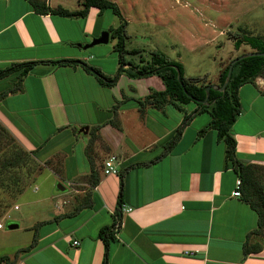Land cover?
<instances>
[{
  "label": "crops",
  "instance_id": "0c3cea01",
  "mask_svg": "<svg viewBox=\"0 0 264 264\" xmlns=\"http://www.w3.org/2000/svg\"><path fill=\"white\" fill-rule=\"evenodd\" d=\"M44 1L50 8L81 10L82 0ZM103 15L96 8H90L85 17L40 15L25 0H0V70L38 63L22 78L20 91L0 99V125L21 148L34 152L37 161L59 158L62 174L55 175L60 179L54 181L57 184L89 176V168L84 172L76 168L74 155L82 134L79 130L87 127L84 135L89 140L81 146V153L86 164L91 155L99 177L98 184L88 189L84 206L39 217L22 229L29 235L22 241L6 243L4 239L20 225L12 223L17 228L6 227V233L3 225L0 264H101L104 243L99 232L117 222L121 226L113 230L114 240L108 243L109 264H264V246L257 253L243 252L248 234L256 228L257 216L240 196H233L239 179L225 166L224 143L217 141L213 130L198 136L209 123V115L197 114L185 120L194 110L187 105L182 111L169 106L174 111L170 120L168 106L147 108L141 118L134 100L144 98L150 90L163 91L159 78L121 75L114 86L105 88L80 65L48 64L80 61L112 78L115 74L106 73L102 63H89L88 52L93 47H79L112 28H102ZM19 74L0 80V94L11 89ZM202 78L215 86L218 72L215 79H198ZM103 97L108 103L105 107ZM238 98L241 113L230 129L235 157L264 167V79L258 77L241 86ZM126 102L135 106L119 107ZM74 110L80 111V116L73 114ZM111 119L117 126L107 124ZM95 126H100V140H95L94 152L89 154L90 130ZM179 126L183 128L179 141L156 160ZM101 152L105 153L100 157L102 167L106 159L114 157L118 172L125 170L118 217V173L104 175L103 168L98 170L96 158ZM133 165L138 167L129 168ZM16 206L14 211L19 210ZM33 239L35 245L21 252ZM253 240L251 236L249 241ZM4 257L9 260H2Z\"/></svg>",
  "mask_w": 264,
  "mask_h": 264
},
{
  "label": "rangeland",
  "instance_id": "374dc122",
  "mask_svg": "<svg viewBox=\"0 0 264 264\" xmlns=\"http://www.w3.org/2000/svg\"><path fill=\"white\" fill-rule=\"evenodd\" d=\"M112 2L117 5L122 18L127 23L125 48L140 51V56L144 59L152 52L163 54L183 65L185 78L198 79L210 76L215 79L219 63L225 65L240 54H246L248 48L245 46H241L239 50L234 49L232 41L234 34L264 37V0H115ZM101 22L102 28L111 26L115 29L120 24L118 17L110 10L104 12ZM115 42L110 39L107 44L93 47L88 52L91 58L89 63L93 65L102 63L106 73L116 75L121 66L116 64L117 55L113 51ZM103 98V107H105L108 103L105 97ZM135 105L126 102L119 107L127 109ZM135 107L136 113L140 115V109L137 105ZM193 107V104L188 105L189 109ZM167 110V117L170 120L174 111L169 106ZM72 112L80 116V111ZM205 115L208 114H203L204 117ZM7 133L4 135L0 133V170L5 161L13 166L3 170L0 180L5 181L4 184L12 188L5 190V187H0V223L5 226L4 233L7 231L6 227L12 223L20 225V229L12 233L10 238L4 239L6 243L20 242L25 237H29L22 229L39 217L71 211L79 206L84 202L91 187L88 177H84L78 181L61 180L59 183L65 191H56L57 183L54 181L60 179L55 178V175L62 174L59 158H52L46 162L37 161L30 156L21 159L18 151L22 149L21 146ZM88 140L83 133L80 134L74 151L76 168L82 172L89 168L88 162L86 164L81 153V146ZM101 155L105 153L101 152L96 158L99 160L98 170L103 168ZM256 172L264 184V171ZM11 177L13 181L21 184L23 197H21L22 193L17 195ZM8 182L12 183L8 184ZM16 205L19 206L18 211L12 209Z\"/></svg>",
  "mask_w": 264,
  "mask_h": 264
},
{
  "label": "trees",
  "instance_id": "16d2710c",
  "mask_svg": "<svg viewBox=\"0 0 264 264\" xmlns=\"http://www.w3.org/2000/svg\"><path fill=\"white\" fill-rule=\"evenodd\" d=\"M34 9L37 14L46 15H61L65 17H85L90 8H96L99 13L110 10L113 15L118 17L120 24L115 29H109V39L115 40L113 46V51L117 55L118 65L121 67L128 66L122 69L112 78L103 75L98 69L89 67L84 62L74 61V60H60L54 62H48L55 66H71L75 67L80 65L86 72L93 75L98 83L105 87L110 88L115 85L117 79L121 75H125L130 79H142L151 76L159 78L164 86V90L161 92L150 90L149 94L142 99H136L134 102L140 109V117L142 118L145 113V109L151 108L155 110H162L167 106H173L179 111H182L183 106L189 104L194 105V110L185 117V120L190 116L197 114L206 113L210 117L209 123L203 127L199 132L198 136L202 137L207 131L213 130L216 133V138L218 142H222L225 145V166L232 168V170L237 175L240 180V198L247 204V206L256 213L257 225L256 228L250 232L246 238L243 245V252L245 255L253 254L259 252L264 246V184L260 181V175H257L258 170L264 171V167L257 165L245 164L237 160L235 157V140L230 134V129L235 122L236 118L241 113V105L238 98V90L241 86L246 84H251L258 77L264 79V57H250L243 59L236 64H234L230 80L223 93L217 90H210L207 105H200L194 102V100L202 101L205 99V87L211 85L206 79H192L184 77V70L181 63L169 59L165 55L159 52L150 53L149 57L144 59L140 56V51L138 50H127L125 48L126 39V21L122 18L121 13L115 3L110 0H82L81 10L78 11H67L61 7L50 8L47 6L45 1L39 0H25ZM233 46L235 50H239L241 46L248 48V52H258L264 53V37L252 35V34H234L232 37ZM243 55V54H240ZM128 57V58H127ZM239 57V56H237ZM236 57V58H237ZM235 59V58H234ZM233 60V59H232ZM223 65L219 63L218 79L215 86L221 87L225 81L226 74L230 62ZM38 63H24L12 65L4 70H0V80L8 77L9 75L20 71L18 81L9 89L7 92L0 94V99L4 98L7 94L16 93L21 89L22 78L31 70V68ZM46 64V63H45ZM176 67L180 73V82L177 81ZM192 98V99H191ZM115 116V112H114ZM112 126H117L115 119L107 122ZM100 126H95L90 130L91 139L89 141L90 146L87 147V153L92 154L94 151L93 147L95 145V140H100L98 136V130ZM182 127L176 128L173 137L162 146V153L159 157L168 154L175 144L179 141L182 134ZM0 133L5 134L7 131L0 125ZM8 134V133H7ZM19 158L23 159L28 156L34 158V152L24 151V149H18ZM1 154V151H0ZM15 158V157H14ZM11 160V158H10ZM89 165V182L90 186L94 188L98 182V172L94 169V164L91 155H89L88 160ZM13 165L8 161H5L1 165L0 175L3 173L4 169H8ZM143 166V165H141ZM138 165L130 166L129 168H135ZM123 171L118 172L120 192L117 197L115 215L118 217L121 214L123 199H122V180L124 176ZM13 177H11L12 180ZM0 187L3 186L5 190H11L12 187L5 185L3 180H0ZM12 182L16 186L15 191L18 194L22 193V188L18 182ZM8 182V184L12 183ZM85 202V201H84ZM83 205L75 207L78 210ZM252 236L254 239L252 243L249 238ZM99 237L104 243V254L101 264H109V253H108V243L114 240L113 226L109 229L104 228L99 232ZM36 243L33 239L31 244L22 249L21 252L29 251ZM15 258V257H14ZM4 261H8L7 257L2 258Z\"/></svg>",
  "mask_w": 264,
  "mask_h": 264
},
{
  "label": "water",
  "instance_id": "95a60500",
  "mask_svg": "<svg viewBox=\"0 0 264 264\" xmlns=\"http://www.w3.org/2000/svg\"><path fill=\"white\" fill-rule=\"evenodd\" d=\"M109 41V33L108 32H103L100 34V36L96 39H93L91 41V43L87 44V45H79V47H81L82 49L86 50V49H89V48H92L94 46H97V45H102V44H107ZM250 57H264V53H258V52H249V53H246V54H243V55H240L239 57L233 59L230 64H229V67H228V71H227V74H226V78H225V81L223 83V85L221 87H218V86H214V85H207L205 87V99L202 100V101H199V100H194L192 99L194 102H196L197 104H200V105H207L208 103V98H209V92L210 90H217L221 93L224 92L229 80H230V77H231V73H232V69H233V66L234 64H236L237 62L243 60V59H246V58H250ZM176 69V72H177V81L180 82V73H179V70L176 68V67H173ZM123 69V67L120 68L119 71H121ZM180 85L183 86V84L180 82ZM87 127H84V128H81L79 130L80 133H83V134H86L87 133ZM56 190L58 192H64L65 191V188L60 185V184H57L56 185ZM17 226L16 225H8L7 226V229L9 230H12V229H16Z\"/></svg>",
  "mask_w": 264,
  "mask_h": 264
},
{
  "label": "built area",
  "instance_id": "2783aa9c",
  "mask_svg": "<svg viewBox=\"0 0 264 264\" xmlns=\"http://www.w3.org/2000/svg\"><path fill=\"white\" fill-rule=\"evenodd\" d=\"M102 173L104 175H115L118 173V169H117V166L115 165V162H114V157H110L109 159H106L104 162H103V169H102ZM239 188H240V180H237L236 182V189L233 193V196L235 197H239L240 196V192H239ZM14 210H17L18 207L17 206H14L13 207ZM121 226V223L120 222H117L113 227V230H116L117 228H119ZM3 228V225L0 223V229ZM73 245L74 246H77L78 243L77 242H73Z\"/></svg>",
  "mask_w": 264,
  "mask_h": 264
}]
</instances>
